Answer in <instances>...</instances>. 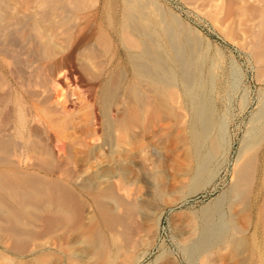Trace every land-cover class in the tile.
<instances>
[{"label":"rangeland","instance_id":"rangeland-1","mask_svg":"<svg viewBox=\"0 0 264 264\" xmlns=\"http://www.w3.org/2000/svg\"><path fill=\"white\" fill-rule=\"evenodd\" d=\"M141 1L171 23L178 52L201 79L204 89L200 93L205 98L184 92L176 72L171 83L177 81L180 102L172 104L164 86L167 80L156 72V49L150 40L140 35L145 53L125 47L120 33L121 25L127 23L126 0L87 2L63 54L71 53L79 42L94 45L100 64L93 65L91 77L74 60L65 62L53 78L57 89L53 101L64 93L65 110L56 102L60 111L55 114L35 110L36 102L20 90L23 101H31L33 114L42 122L36 125L44 129L54 152L61 158L66 146L72 148L82 217L61 237L45 235L24 253L11 250L10 242L0 234V264H264V211L260 209L264 200V81L257 78L253 58L240 39L196 9L180 0ZM201 99L212 115L208 142L201 132L205 125L193 127L195 118L191 120L197 112L192 104ZM30 126L6 127L21 141ZM195 127L203 139L197 138ZM140 149L146 152L144 162L133 156ZM208 151L207 158L203 154ZM104 163L122 177L113 179L108 173L100 187L95 169ZM246 163L251 176L244 181L239 174ZM122 184L125 195H133L130 202L121 196L117 186ZM94 195L101 196L113 217L135 214L142 229L133 246L124 244L122 228L105 227ZM209 215L218 235L207 241ZM99 229L102 240L96 237ZM83 248L91 260L76 254Z\"/></svg>","mask_w":264,"mask_h":264},{"label":"bare ground","instance_id":"bare-ground-1","mask_svg":"<svg viewBox=\"0 0 264 264\" xmlns=\"http://www.w3.org/2000/svg\"><path fill=\"white\" fill-rule=\"evenodd\" d=\"M88 1L0 0V234L10 242V249L16 252L24 253V251L30 249L29 247L33 241L45 235L61 237L66 231L68 232V230L74 228L82 217V202L75 192L74 180L77 167L74 163L72 148L64 146L67 149V153L65 152L64 154L66 155L61 158L54 152V146L52 145V147L49 144L44 129H40L36 125L42 124V122L33 114L31 109L33 106L30 107L31 101L29 102L28 100L30 98L36 102L34 107L37 105V108L35 110L47 109L54 114L60 111L58 106L65 110V98L61 101L64 93H60L56 101H53L54 95L57 93L53 78L60 74L59 72L64 69L65 62L70 59L76 62L86 77H91V68L99 63V55L93 48L94 45L92 47L89 42L86 44L79 42L71 53L63 54L64 48L71 38L74 23L78 20L77 15L85 8ZM91 1L89 2L91 3ZM126 1V3L124 2L126 4L124 16L127 23L125 22L121 25L120 33L126 45L125 47L129 50L144 51L145 44H143L141 36L150 40L149 42L154 46V50L156 49V54L152 55L156 65L155 68L157 69L156 72L159 73L160 77H165L167 82L170 81L169 83L166 82L168 85L164 86L167 88L165 90L172 104L180 102V89L175 84L177 81L171 83V79L178 76H175L176 72L180 74L178 77L181 79V87L184 92L194 98L198 97L199 100L200 96L204 97L200 93L204 89H201L204 86L200 82L201 79H198L199 76L195 74L196 72L192 65L187 62L188 59L178 52L176 36L174 37L175 31L171 23L159 16L157 11L153 14L150 8L143 6L141 0ZM180 1L196 9V12L210 19L222 31L238 37L253 58L257 78L264 81V0ZM135 32L140 33L139 36ZM138 55L140 56L141 54ZM159 75H156V80H158L157 77ZM9 79L14 80L16 84L11 85L12 83H9ZM20 90L28 95L29 98H26V101L25 99L23 101ZM81 97L83 98V96ZM201 100L192 104L196 106L197 112L195 113L196 117L194 114L191 120L195 118L193 127L194 125H205L204 130L201 132L202 135L205 134L203 136L208 142L210 135L213 133L210 126L213 125L212 115L210 106L204 103L205 100ZM56 102L57 105L59 103L58 106ZM19 112H25V114ZM17 113L18 115H16ZM8 124H31V126L28 128L27 136L23 134L24 137H21L22 140L20 141L16 139L18 135L15 137L14 133L11 134L8 131L9 129L6 127ZM194 129L197 138H201L202 135H200L199 129L196 127ZM195 133L193 134L194 137L196 136ZM191 136L190 132V138ZM216 149L214 148L215 151ZM223 151L222 153H224ZM192 152L194 153L196 150L194 151L193 149ZM145 153V150L140 149L135 151L133 156L135 159L144 162ZM209 153L208 151V154H203V156L207 155L208 158ZM250 162L248 163L249 165ZM104 164L107 165V163ZM106 165L101 166L100 164L95 169L96 179H99L98 182L101 179L103 182V178L107 177L108 173H111L110 175H112L113 179H118L121 175L118 174L119 172L116 173L117 171L112 172V167ZM249 165L246 163L247 167L239 174L244 181L249 178L251 172L249 170L251 165ZM97 180L94 181L96 182ZM98 182L96 183L98 184ZM103 184H99V186L101 187ZM109 184L114 183L109 182ZM117 187L124 194L121 195L122 198H126H123L124 201L129 200L130 202L133 195H125V185L122 184ZM115 195L113 194V197ZM100 197L99 195H94L93 202L96 204L98 214L105 227L113 230L122 228V234H124L126 241L124 244H127L128 247L133 246L138 240L142 229L135 214L127 213L128 215L123 216V218L113 217L108 212L109 210L106 209L107 207L103 206ZM262 201L263 206L260 209L264 211V200ZM262 217L264 220V216ZM211 218L209 215L210 223H208V229L210 233L207 236V241L213 235H218ZM225 236L228 235L226 234ZM96 237L100 238V240L103 239L101 229L98 230V236ZM77 244L80 245L82 243ZM76 254L81 255L86 260L92 259V255L88 254L84 248L80 251L77 250Z\"/></svg>","mask_w":264,"mask_h":264}]
</instances>
